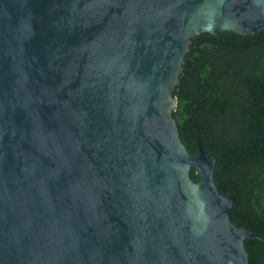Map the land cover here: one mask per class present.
Instances as JSON below:
<instances>
[{
	"label": "water",
	"instance_id": "obj_1",
	"mask_svg": "<svg viewBox=\"0 0 264 264\" xmlns=\"http://www.w3.org/2000/svg\"><path fill=\"white\" fill-rule=\"evenodd\" d=\"M263 28L264 0H0V264H248L173 89L195 35Z\"/></svg>",
	"mask_w": 264,
	"mask_h": 264
},
{
	"label": "trees",
	"instance_id": "obj_2",
	"mask_svg": "<svg viewBox=\"0 0 264 264\" xmlns=\"http://www.w3.org/2000/svg\"><path fill=\"white\" fill-rule=\"evenodd\" d=\"M173 93L179 136L216 154L213 179L234 195L229 218L264 237V28L195 35ZM189 174L198 180L191 167ZM248 264H262L264 243L245 238Z\"/></svg>",
	"mask_w": 264,
	"mask_h": 264
}]
</instances>
